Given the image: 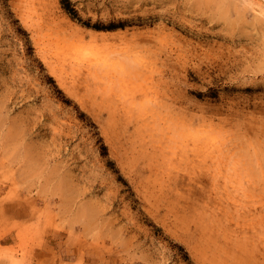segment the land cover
Returning a JSON list of instances; mask_svg holds the SVG:
<instances>
[{
  "label": "rangeland",
  "instance_id": "1",
  "mask_svg": "<svg viewBox=\"0 0 264 264\" xmlns=\"http://www.w3.org/2000/svg\"><path fill=\"white\" fill-rule=\"evenodd\" d=\"M70 2L0 0V264H264V0Z\"/></svg>",
  "mask_w": 264,
  "mask_h": 264
},
{
  "label": "bare ground",
  "instance_id": "2",
  "mask_svg": "<svg viewBox=\"0 0 264 264\" xmlns=\"http://www.w3.org/2000/svg\"><path fill=\"white\" fill-rule=\"evenodd\" d=\"M54 33H55V32H54ZM56 34H58V33H56ZM56 34H55V35H56ZM46 36L48 37V35H46ZM56 36H57V35H56ZM52 38H53V36H52ZM52 38H51V39H52ZM66 38H67V37H66ZM42 39H43V38H42ZM48 39H49V37H48ZM62 39H63V38H62ZM45 40H46V39H45ZM47 41H48V40H47ZM69 41H70V40H69ZM49 42H50V40H49ZM43 43H44V42H43ZM51 43H52L53 45H55V48H56V46H57V48L61 46V43H59L57 40H53ZM48 44H49V43H48ZM65 45H66V44H65ZM67 45H68V44H67ZM72 45H73V44H72ZM49 47H50V46H49ZM65 47H66V46H65ZM55 48H54V49H55ZM43 49H44V46H43ZM51 49H53V48L51 47ZM65 49H66V48H65ZM93 49H94V48H93ZM69 50H71V49H69ZM76 50L80 52V49H76ZM76 50H73L72 52H74V51L76 52ZM95 50H96V49H95ZM55 51H56V50H55ZM59 51H60V50H59ZM63 52H64V51H63ZM65 52H66V51H65ZM67 52H70V51L67 50ZM87 52H88V53H86V54H88V55L91 54L89 51H87ZM101 52H102V50H101ZM92 53L94 54V52H92ZM97 53H98V51H97ZM88 55H86L85 57H84V56H83V57L81 56V57H82V60H84L83 58H86V57L89 59V56H88ZM95 55H96V54H95ZM98 55H102V54H98ZM73 56H75V53H74ZM103 56H104V54H103ZM81 57H80V59H81ZM95 57L97 58V57H99V56H94V57H90V58H94V59H95ZM106 57H107V55H106ZM106 57L103 58V60L106 59ZM77 59H78V56H77ZM77 59H76V60H77ZM86 60H87V59H86ZM98 60H100V59H98ZM103 60H102V61H103ZM106 60H107V59H106ZM106 60H105V61H106ZM88 61H89V60H88ZM94 61H95V60H94ZM105 61H103V62L105 63ZM76 62H77V61H76ZM84 62H85V61H84ZM96 62H97V61H96ZM98 62L100 63V61H98ZM109 63H110V62H109ZM117 63H118V62H117ZM89 64H90V63H89ZM93 64H94V63H93ZM106 64H107V62H106ZM94 65H95V64H94ZM111 65H112V64H111ZM113 65H114V64H113ZM121 65H122V64H121ZM121 65H120V66H121ZM89 66H90V67H93V65H92V66L89 65ZM105 66H107V65H105ZM118 66H119V65H118ZM120 66H119V67H120ZM96 67H97V66H96ZM107 67H108V66H107ZM109 67H110V66H109ZM120 68H121V67H120ZM89 69H90V68H89ZM92 70H93V69H92ZM97 70H98V69H97ZM107 70H108V69H107ZM117 70H118V69H117ZM124 71H125V69H124ZM88 72H89V71H88ZM97 72H98V71H97ZM121 72H122V70H121ZM110 73H112V72H110ZM90 74H93V73L90 72ZM106 74H107V73H106ZM112 75H113V74H112ZM88 76H89V75H88ZM113 76H114V75H113ZM117 76H118V75H117ZM117 76H116V77H117ZM91 77H92V76H91ZM118 78H119V77H118ZM95 79H96V78H95ZM108 79H109V78H108ZM120 80H121V79H120ZM116 81H117V80H116ZM126 81H127V80H126ZM114 83H115V82H114ZM119 84H120V83H119ZM125 85H126V84H125ZM119 86H120V85H119ZM120 87H121V86H120ZM125 88H126V87H125ZM131 102H132V101H131ZM124 105H125V104H124ZM127 105H128V104H127ZM155 106H156V105H155ZM133 107H134V106H133ZM163 119H164V118H163ZM144 122H145V121H144ZM152 124H153V123H152ZM171 124H172V123H171ZM149 125H150V124H149ZM155 125H156V123H155ZM160 125H161V123H160ZM160 125L158 124V126H160ZM190 125H191V124H190ZM151 127H152L151 129H154V128H153V127H154L153 125H152ZM156 128H157V127L155 126V130H157ZM158 128H159V127H158ZM159 129H160V128H159ZM161 129H162V128H161ZM192 130H193V129H192ZM196 130H197V129H196ZM197 131H198V130H197ZM176 132H177V131H176ZM191 132H192V131H191ZM174 133H175V132H174ZM194 133H196V131H195ZM194 133H193V134H194ZM194 135H196V134H194ZM175 136H176V135H175ZM191 136H192V135H191ZM174 138H175V137H174ZM195 138H196V137H195ZM168 139H169V138H168ZM184 141H186V140H184ZM215 142H216V141H215ZM164 143H165V142H164ZM209 143H210V142H209ZM217 143H218V142H217ZM210 144H213V142H211ZM192 146H194V145H192ZM201 146H202V145H201ZM209 146H210V145H209ZM211 146H212V145H211ZM213 146H214V145H213ZM213 146H212V148H213ZM170 147H171V146H170ZM204 147H205V146H204ZM204 147H202V148H204ZM214 147H215V146H214ZM189 148H191V147H189ZM195 148H196V147H195ZM197 148H198V147H197ZM205 148H206V147H205ZM209 148H210V147H209ZM169 149H170V148H169ZM207 149H208V148H207ZM207 149H206V150H207ZM199 150H200V149H199ZM201 150H203V149H201ZM208 150H209V149H208ZM216 150H218V149H216ZM212 151H213V150H212ZM194 152H195V151H194ZM202 152H203V151H202ZM222 157H223V156H222ZM215 158H217V157H215ZM215 158H214V159H215ZM219 159H220V157H219ZM223 166H224V164H223ZM232 171H233V170H232ZM245 171H246V170H245ZM227 177H228V176H227ZM230 178H232V177H230ZM224 179H225V178H224ZM234 182H235V181H234ZM217 183H218V182H217ZM226 184H227V183H226Z\"/></svg>",
  "mask_w": 264,
  "mask_h": 264
},
{
  "label": "trees",
  "instance_id": "3",
  "mask_svg": "<svg viewBox=\"0 0 264 264\" xmlns=\"http://www.w3.org/2000/svg\"><path fill=\"white\" fill-rule=\"evenodd\" d=\"M61 5L68 14H70L73 18L75 17L76 11L72 7L70 0H61Z\"/></svg>",
  "mask_w": 264,
  "mask_h": 264
}]
</instances>
